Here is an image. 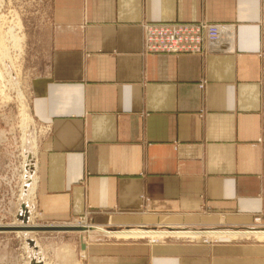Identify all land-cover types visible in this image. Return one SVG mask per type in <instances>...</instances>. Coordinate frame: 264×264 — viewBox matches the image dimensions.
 <instances>
[{
  "label": "crops",
  "instance_id": "crops-1",
  "mask_svg": "<svg viewBox=\"0 0 264 264\" xmlns=\"http://www.w3.org/2000/svg\"><path fill=\"white\" fill-rule=\"evenodd\" d=\"M46 11L30 48L43 220L216 230L264 219V0H49ZM203 21L223 27L205 54L145 48V23ZM257 242L87 233L82 251L85 264H264Z\"/></svg>",
  "mask_w": 264,
  "mask_h": 264
},
{
  "label": "rangeland",
  "instance_id": "rangeland-1",
  "mask_svg": "<svg viewBox=\"0 0 264 264\" xmlns=\"http://www.w3.org/2000/svg\"><path fill=\"white\" fill-rule=\"evenodd\" d=\"M48 5L49 0H0V227L10 228L0 230V264H85L82 243L86 244L87 232L76 228L55 231L31 228L62 225L76 227L85 224L101 228L82 220L74 223L47 222L37 209V193L32 202L27 199V192L32 184V181H29V185L25 183L28 176L36 182L37 189V157L45 136V127L38 124L30 109L31 80L35 75L33 65L36 61L32 56L35 55L34 50H30L31 32L36 29L34 27L40 28L46 22L43 15L47 12ZM16 16L18 19H15ZM18 20L21 21L25 34L21 50L16 49L11 35ZM17 31L15 30L16 33ZM26 107L31 121L24 118ZM33 146L36 147L35 150H32ZM28 151L32 156L29 163L26 160ZM15 224L21 226H12ZM254 228L264 231V219L257 218L248 228L216 230L256 231ZM235 241L257 242L253 238Z\"/></svg>",
  "mask_w": 264,
  "mask_h": 264
},
{
  "label": "built area",
  "instance_id": "built-area-1",
  "mask_svg": "<svg viewBox=\"0 0 264 264\" xmlns=\"http://www.w3.org/2000/svg\"><path fill=\"white\" fill-rule=\"evenodd\" d=\"M144 45L153 53L205 54L219 42L223 27L209 22L145 23Z\"/></svg>",
  "mask_w": 264,
  "mask_h": 264
},
{
  "label": "bare ground",
  "instance_id": "bare-ground-1",
  "mask_svg": "<svg viewBox=\"0 0 264 264\" xmlns=\"http://www.w3.org/2000/svg\"><path fill=\"white\" fill-rule=\"evenodd\" d=\"M15 19H18V17L16 16ZM15 30H18L17 33L15 32ZM23 30H24V28H23V25H22L20 20H18L16 22V27L11 30V35L13 36L12 39H13L14 46L16 47V49L21 50V48H22L21 44L24 42V39H25V34H23ZM1 55H2V53H1ZM0 76H1V74H0ZM24 111H25L24 112L25 120L30 119V121H31V116L28 112L29 110H27V107L25 108ZM44 130H46V129L44 128ZM33 138H34V136H33ZM35 149H36V147L33 146L32 150H35ZM30 151H28L26 153V157H27L26 160L28 163L30 162L28 160H30V158L32 157ZM29 181H32V184L29 187V190L27 192L28 193L27 199H29V201L32 202V199H34L35 195H36V186H35L36 182L34 183L33 179L31 180V177L28 176V180L25 183L29 185ZM12 226H21V225L15 224ZM72 226L75 227L74 225H72ZM77 227L78 228H80V227L85 228L82 230L89 233L91 236H94V234L96 233L99 235L101 234V235H105L109 238H116L119 240L151 239L154 242L155 240L158 241L159 239H164V238H168V237L196 240V239H200L203 236H205L207 238H217V239H219V238H230L232 240L233 239L236 240V239H251V238H253L259 242H264V231H260L257 228L253 229L256 231H249V229L246 231H239V230H206V231H200V230H190V229L189 230L184 229V230L168 231V230H159V229L149 230V229H142V228L111 231V230H104V229L96 228V227L95 228L89 227L86 224L85 225H77L76 228ZM15 228H18V227H15Z\"/></svg>",
  "mask_w": 264,
  "mask_h": 264
},
{
  "label": "water",
  "instance_id": "water-1",
  "mask_svg": "<svg viewBox=\"0 0 264 264\" xmlns=\"http://www.w3.org/2000/svg\"><path fill=\"white\" fill-rule=\"evenodd\" d=\"M74 228H76V227H67V226H48V227H34V228H31V229H35V230H38V229H45V230H53V231H55V230H64V229H74ZM6 229H10L9 227H0V230H6ZM76 229H80V230H82V229H85V228H76Z\"/></svg>",
  "mask_w": 264,
  "mask_h": 264
}]
</instances>
